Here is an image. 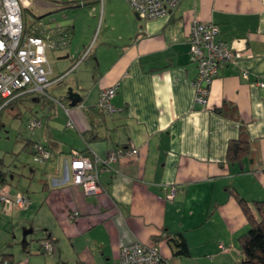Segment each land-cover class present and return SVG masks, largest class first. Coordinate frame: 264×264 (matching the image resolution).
Instances as JSON below:
<instances>
[{
	"label": "crops",
	"instance_id": "obj_1",
	"mask_svg": "<svg viewBox=\"0 0 264 264\" xmlns=\"http://www.w3.org/2000/svg\"><path fill=\"white\" fill-rule=\"evenodd\" d=\"M36 1L63 12L35 17L27 29H66L71 43L47 53V96L22 97L46 103L30 113L38 125L25 145L35 141L54 157L29 165L21 178L0 169V191L28 201L21 209L0 202V264H119L120 249L134 242L157 247L162 264H243L239 240L250 223L239 199L264 201V0H183L171 16L151 21L138 18L127 0H83V15ZM195 21L217 26L219 39L242 54L220 68L206 108L194 102ZM116 83L120 111L92 114L101 90ZM226 104V115L219 114ZM242 124L251 149L230 161L228 145ZM130 148L139 155H124L100 173L102 193L87 196L71 183L72 151L105 158ZM180 237L187 256L177 254Z\"/></svg>",
	"mask_w": 264,
	"mask_h": 264
},
{
	"label": "built area",
	"instance_id": "obj_2",
	"mask_svg": "<svg viewBox=\"0 0 264 264\" xmlns=\"http://www.w3.org/2000/svg\"><path fill=\"white\" fill-rule=\"evenodd\" d=\"M183 0H127L128 4L140 19L151 21L169 17ZM29 0H0V113L9 108L12 102L28 94L47 96L50 85L51 69L48 51H60L69 48L71 34L66 29H54L38 23L32 30L26 29L24 11ZM83 5V4H81ZM220 31L217 26L195 21L190 30V57L197 66V75L193 81L195 89V105L206 108L210 89L219 75L222 66L236 63L242 54L231 45L219 40ZM91 48L81 58L83 61ZM260 86H264L261 83ZM120 88L116 83L103 88L97 103L98 110L106 115L120 111L113 104ZM58 103L57 100H54ZM69 115V110L65 108ZM33 122L32 126H37ZM68 127L73 126L70 119ZM124 155L138 156L139 150L119 149L105 158L93 154V157L72 151L70 167L71 183L80 186L87 196L102 193L100 173L113 170V164ZM53 153L40 145L32 156L35 164H44L53 158ZM176 189L173 188L168 198L173 199ZM0 202L8 208H24L28 205L25 195L18 193L14 197L3 190L0 191ZM78 215L74 214L73 216ZM44 250L53 252V246L45 243ZM163 258L155 246L134 242L120 249L119 264H162ZM4 264H8L5 262Z\"/></svg>",
	"mask_w": 264,
	"mask_h": 264
},
{
	"label": "rangeland",
	"instance_id": "obj_3",
	"mask_svg": "<svg viewBox=\"0 0 264 264\" xmlns=\"http://www.w3.org/2000/svg\"><path fill=\"white\" fill-rule=\"evenodd\" d=\"M30 1L32 5L28 10L24 11L25 16H23L26 26H30L34 19H36L35 17L49 16L57 19L63 12V10L53 8L49 5L40 4L36 0ZM57 1V3L60 4L58 5L61 7L65 3L64 0ZM49 2L50 1H47L46 3ZM88 9V7H83L70 10L66 9V11H69V13L72 12L71 15H83ZM30 98L31 96L21 99L18 102L20 105L18 109H11L12 107H9L3 110L0 114V169L4 170V168H10L19 175V178L22 177L25 169L28 170L29 165L32 166V164H34L33 160H30V155L27 151H23L26 141L32 137L36 128H31L32 123L29 121L31 116L30 113L36 115V113L41 111L46 104L43 101L36 102L35 104L31 103L32 101ZM24 103L30 105L33 112L27 111ZM23 160L26 162H21Z\"/></svg>",
	"mask_w": 264,
	"mask_h": 264
},
{
	"label": "trees",
	"instance_id": "obj_4",
	"mask_svg": "<svg viewBox=\"0 0 264 264\" xmlns=\"http://www.w3.org/2000/svg\"><path fill=\"white\" fill-rule=\"evenodd\" d=\"M57 3V0H52ZM65 3L63 6H72L74 8L82 7L81 3L83 0H64ZM25 16V13H24ZM29 26H26V29ZM29 30V29H27ZM219 39V36H218ZM221 40V39H219ZM223 41V40H222ZM231 45V44H230ZM232 47V45H231ZM26 96V95H25ZM23 97V96H22ZM15 100L11 103L9 107L16 105L21 99ZM226 105L217 109L216 111L221 115H226ZM90 112L92 114H97L100 116H104L106 114L101 113L97 105L95 108H91ZM1 114V113H0ZM30 143H27L23 149V151H27V153L32 157L36 153L35 141L30 140ZM41 146V145H40ZM43 148H47L41 146ZM48 149V148H47ZM250 143H249V134L247 127L243 124L240 128V137L237 140L230 141L228 145V154L227 158L230 161L240 160L242 157L247 155L250 152ZM2 183H5L4 174L0 172V186L2 187ZM239 202L242 206V209L250 223L249 231L240 237L239 244L240 248L245 256V260L243 264H264V201H255L252 204L244 201L243 199H239ZM175 245L177 247V254L182 256L189 255L188 246L183 237H180L179 240H175ZM2 264L8 262V264H13L9 259L2 260Z\"/></svg>",
	"mask_w": 264,
	"mask_h": 264
},
{
	"label": "water",
	"instance_id": "obj_5",
	"mask_svg": "<svg viewBox=\"0 0 264 264\" xmlns=\"http://www.w3.org/2000/svg\"><path fill=\"white\" fill-rule=\"evenodd\" d=\"M138 18H139V16L138 15H136ZM72 105H74V104H72Z\"/></svg>",
	"mask_w": 264,
	"mask_h": 264
}]
</instances>
